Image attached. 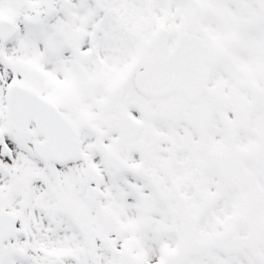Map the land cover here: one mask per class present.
Masks as SVG:
<instances>
[{
  "label": "snow or ice",
  "instance_id": "snow-or-ice-1",
  "mask_svg": "<svg viewBox=\"0 0 264 264\" xmlns=\"http://www.w3.org/2000/svg\"><path fill=\"white\" fill-rule=\"evenodd\" d=\"M0 264H264V0H0Z\"/></svg>",
  "mask_w": 264,
  "mask_h": 264
}]
</instances>
